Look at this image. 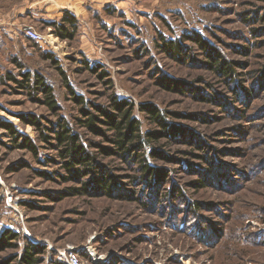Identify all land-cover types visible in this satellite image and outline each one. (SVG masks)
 Wrapping results in <instances>:
<instances>
[{
  "label": "rangeland",
  "instance_id": "rangeland-1",
  "mask_svg": "<svg viewBox=\"0 0 264 264\" xmlns=\"http://www.w3.org/2000/svg\"><path fill=\"white\" fill-rule=\"evenodd\" d=\"M198 39L233 66V81L211 69ZM22 71L30 88L9 79ZM63 74L89 106L134 103L144 132L160 129L142 106L164 113L177 132L156 145L160 158L145 149L153 178L130 156H98L96 173L71 178L29 124L46 131L82 117ZM0 231L20 235L0 264H20L28 246L38 264H56L60 251L82 264H264V0H0Z\"/></svg>",
  "mask_w": 264,
  "mask_h": 264
},
{
  "label": "trees",
  "instance_id": "trees-1",
  "mask_svg": "<svg viewBox=\"0 0 264 264\" xmlns=\"http://www.w3.org/2000/svg\"><path fill=\"white\" fill-rule=\"evenodd\" d=\"M59 34L61 35L62 33ZM62 36L65 37L66 35L62 34ZM197 43L207 52L211 69L220 76L225 77L226 80L233 81L236 77L233 66L230 63L220 60L216 52L212 48H209L206 42L198 39ZM164 47L169 53L175 52L176 50V53L179 55V52H181L178 45H174L173 43L165 44ZM92 71L96 72L97 70L92 69ZM105 74L104 72L101 73V77H107ZM9 76V79L14 80L21 88L25 89L27 86L30 88L31 76L26 71L20 73V76L24 78L23 81H18L16 77ZM63 76L70 93L74 95L75 102L77 105L82 106L80 109L82 117L75 120L76 127L65 119H61L52 128L48 127L46 131L41 130L42 125L37 119L30 117L29 124L34 126L37 131H40L39 138L42 142L57 149L59 161L65 168V171L71 175V178L75 180L80 176H88L96 173L98 156H119L122 159L127 156L131 158L135 157V161L140 162V172L144 177L153 178L156 170L150 166L145 149H151V155L160 158V153L157 154L155 149L156 145L160 144V141L165 138H171L177 132L175 126L168 124L164 113L154 105L142 106L139 109L140 112L145 113L150 123H154L160 129L159 131L149 130L144 132L141 126L142 123L135 116L136 105L134 103L127 100H119L117 97H114L112 98L111 109L97 105L89 106V102H86L80 95L75 94L64 74ZM34 85L36 86L35 91L43 95V105L51 113L58 114L61 109L51 86L46 84L39 76L35 77ZM171 87H169L170 90H182L178 82ZM4 128L12 133L13 138L18 134L12 125H4ZM77 128L85 130L86 134L93 138H100V142L83 140V136L77 132ZM104 144H109V146L107 147ZM23 146L38 157V149L30 139L25 138ZM90 149H97V151L90 153ZM157 174L158 178L162 177V173L159 172ZM63 179L69 180L65 177ZM97 182L102 188L103 193L108 194L110 183L106 179H99ZM87 186L88 184L86 183L81 189H70V193L73 196L83 195L87 192ZM19 237L20 235L14 231H0V250L5 251L13 247V243L18 241ZM36 253L38 254V250L30 249V246H28L21 258L20 264H38L39 259L36 257ZM55 263L62 264L59 261Z\"/></svg>",
  "mask_w": 264,
  "mask_h": 264
},
{
  "label": "built area",
  "instance_id": "built-area-1",
  "mask_svg": "<svg viewBox=\"0 0 264 264\" xmlns=\"http://www.w3.org/2000/svg\"><path fill=\"white\" fill-rule=\"evenodd\" d=\"M26 38L35 41L39 44H43L45 38L38 33L33 27H25L23 29ZM59 261L62 264H82L79 257L73 253V251H60L58 252Z\"/></svg>",
  "mask_w": 264,
  "mask_h": 264
}]
</instances>
